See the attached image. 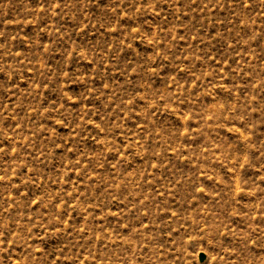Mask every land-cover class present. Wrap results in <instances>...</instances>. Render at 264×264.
Wrapping results in <instances>:
<instances>
[{
  "label": "rangeland",
  "instance_id": "obj_1",
  "mask_svg": "<svg viewBox=\"0 0 264 264\" xmlns=\"http://www.w3.org/2000/svg\"><path fill=\"white\" fill-rule=\"evenodd\" d=\"M0 264H264V0H0Z\"/></svg>",
  "mask_w": 264,
  "mask_h": 264
},
{
  "label": "water",
  "instance_id": "obj_2",
  "mask_svg": "<svg viewBox=\"0 0 264 264\" xmlns=\"http://www.w3.org/2000/svg\"><path fill=\"white\" fill-rule=\"evenodd\" d=\"M199 258H200V261L201 262H204L205 259H206V255L204 253H201L200 256H199Z\"/></svg>",
  "mask_w": 264,
  "mask_h": 264
}]
</instances>
